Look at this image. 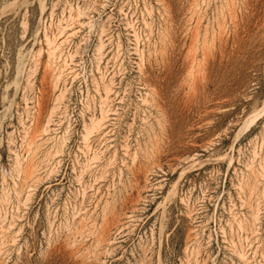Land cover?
Returning a JSON list of instances; mask_svg holds the SVG:
<instances>
[{"label":"rangeland","instance_id":"obj_1","mask_svg":"<svg viewBox=\"0 0 264 264\" xmlns=\"http://www.w3.org/2000/svg\"><path fill=\"white\" fill-rule=\"evenodd\" d=\"M0 264H264V0H0Z\"/></svg>","mask_w":264,"mask_h":264},{"label":"bare ground","instance_id":"obj_2","mask_svg":"<svg viewBox=\"0 0 264 264\" xmlns=\"http://www.w3.org/2000/svg\"><path fill=\"white\" fill-rule=\"evenodd\" d=\"M64 29V28H63ZM61 33V32H60ZM56 49V48H55Z\"/></svg>","mask_w":264,"mask_h":264}]
</instances>
